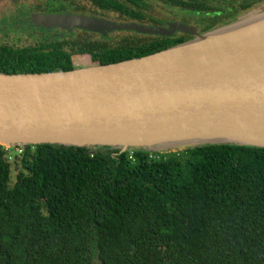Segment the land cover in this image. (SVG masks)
Returning a JSON list of instances; mask_svg holds the SVG:
<instances>
[{
    "label": "trees",
    "instance_id": "1",
    "mask_svg": "<svg viewBox=\"0 0 264 264\" xmlns=\"http://www.w3.org/2000/svg\"><path fill=\"white\" fill-rule=\"evenodd\" d=\"M263 3L0 0L9 9L0 20V73L70 71L73 58L85 54L92 65H107L192 39L136 33L110 43L84 30L55 35L27 22L32 14L113 16L123 24L160 26L159 5L204 34L219 24L206 19L209 12L236 10L234 21ZM198 13L207 16L195 19ZM172 24L197 33L188 22ZM0 264H264V148L220 144L119 154L0 146Z\"/></svg>",
    "mask_w": 264,
    "mask_h": 264
},
{
    "label": "water",
    "instance_id": "2",
    "mask_svg": "<svg viewBox=\"0 0 264 264\" xmlns=\"http://www.w3.org/2000/svg\"><path fill=\"white\" fill-rule=\"evenodd\" d=\"M42 30L192 39L107 65L0 73V146L170 153L209 145L264 148V3L198 35L71 13L32 14ZM100 34H99V32Z\"/></svg>",
    "mask_w": 264,
    "mask_h": 264
},
{
    "label": "flooded vegetation",
    "instance_id": "3",
    "mask_svg": "<svg viewBox=\"0 0 264 264\" xmlns=\"http://www.w3.org/2000/svg\"><path fill=\"white\" fill-rule=\"evenodd\" d=\"M166 9V7H164L163 9H160V11H164ZM168 10H169V12L173 15L172 17H170V19H168V21H163L162 22V20H159V19H157L158 21H159V23L161 24L160 26H155V27H160V28H168V26H169V24H172L173 22H179V21H184V22H188L189 23V25L191 26H193L194 28H196V30H197V34H201V27L200 26H198V25H193V24H191L187 19H185L180 13H178L175 9H169V8H167ZM159 14H161V12H159ZM238 14H240V13H237L236 12V10H229L228 8L226 9V8H223V7H220V10H215V11H213V12H209V15L207 16V14L206 13H198V14H196V15H194V18L195 19H197V18H204V17H206L207 16V18L206 19H211V20H214L215 22H217V23H219L218 25H217V27H219V26H222V24L224 25V24H227V23H229L230 21H233L232 20V18H236V16L238 15ZM86 16H91V17H93L92 15H87V14H85ZM192 17H193V15H192ZM111 19L113 18V16H111L110 17ZM105 19V18H104ZM111 19H109V20H111ZM172 19H173V21H172ZM108 20V19H107ZM174 20H176V21H174ZM111 21H114V22H118V23H124V22H122V20H120V21H118L117 19H114L113 18V20H111ZM163 23L165 24V25H163ZM147 26H149V25H147ZM216 28V27H215ZM214 29V28H213ZM94 34V33H93ZM133 34H136V33H133ZM187 35V36H190L189 34H186V33H182L181 31H175V32H173L170 36H177V35ZM125 35H129V34H125ZM124 35V36H125ZM131 35V34H130ZM138 35H140L141 37H149V36H151V37H165V36H152V35H142V34H138ZM121 37H123V36H116V38H121ZM192 38H193V36H191ZM190 37V38H191ZM189 38V39H190ZM82 56H88L87 54H85V55H82ZM79 57H81V56H79ZM89 58V57H88ZM73 68H75V66L73 65ZM110 149H112V148H110ZM114 150V149H113Z\"/></svg>",
    "mask_w": 264,
    "mask_h": 264
},
{
    "label": "rangeland",
    "instance_id": "4",
    "mask_svg": "<svg viewBox=\"0 0 264 264\" xmlns=\"http://www.w3.org/2000/svg\"><path fill=\"white\" fill-rule=\"evenodd\" d=\"M157 7H158V9H163L159 5ZM8 10H9L8 6L0 5V20L2 18H4V17H8L9 16ZM160 12H161V14L156 15L155 18L159 19V20H162V22L163 21H168V19H170V17L173 16L169 12V10L167 8L164 11H160ZM25 20H27V19H25ZM163 25H165V24L163 23ZM54 31H56L55 35H63V33H66V32H63V31L59 32V30H54ZM133 33H136V32H133V31H113V32L107 33L106 36H101V34L99 32L100 35L93 34L92 36L95 39L104 40V41L112 43V42H116L118 40V38H116V36H124L125 34H129L130 35V34H133ZM90 64L91 63H90V60H89L88 56H81V57H74L73 58V65L75 66V68L86 67V66H89ZM18 168H19V165L17 163L16 164H11V168H10V186H12L14 181H15L14 177H15V175L17 173V169Z\"/></svg>",
    "mask_w": 264,
    "mask_h": 264
},
{
    "label": "built area",
    "instance_id": "5",
    "mask_svg": "<svg viewBox=\"0 0 264 264\" xmlns=\"http://www.w3.org/2000/svg\"><path fill=\"white\" fill-rule=\"evenodd\" d=\"M17 149V148H16Z\"/></svg>",
    "mask_w": 264,
    "mask_h": 264
}]
</instances>
